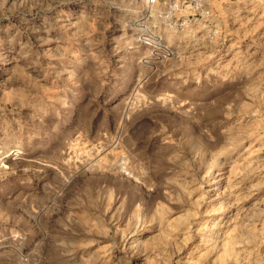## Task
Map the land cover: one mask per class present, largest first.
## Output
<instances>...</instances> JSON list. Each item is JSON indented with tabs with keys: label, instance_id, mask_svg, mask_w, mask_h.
I'll use <instances>...</instances> for the list:
<instances>
[{
	"label": "rangeland",
	"instance_id": "rangeland-1",
	"mask_svg": "<svg viewBox=\"0 0 264 264\" xmlns=\"http://www.w3.org/2000/svg\"><path fill=\"white\" fill-rule=\"evenodd\" d=\"M145 2L0 0V264H264V0Z\"/></svg>",
	"mask_w": 264,
	"mask_h": 264
},
{
	"label": "built area",
	"instance_id": "built-area-1",
	"mask_svg": "<svg viewBox=\"0 0 264 264\" xmlns=\"http://www.w3.org/2000/svg\"><path fill=\"white\" fill-rule=\"evenodd\" d=\"M188 1H191L192 3L193 0H167V2L165 3V8L163 12H166L167 13L166 17H169L170 14L168 13L172 14L174 11L179 10L186 3H188ZM159 2L160 0H146L145 9L148 11H151L153 8H155V6L159 4ZM195 10L198 11L197 13L205 15L206 17L209 18L208 22L206 23V26H208L209 33L211 35H215L216 33L219 32V28L217 26L218 23L213 20L214 18H216V15L213 14V11L211 8L206 7V6L204 7L202 6V4H200L199 6V3H198L196 4ZM188 21L189 20L185 19L183 20V22L180 23V25L187 24ZM173 25H176V26L178 25L177 20L173 23ZM137 34H138V40L141 43H148L149 45H154V46L160 45L161 46V44L164 43L165 41L163 32L156 30V29L148 28L147 26H144L143 28H137ZM164 47L167 53L171 52V48H169V46H164Z\"/></svg>",
	"mask_w": 264,
	"mask_h": 264
},
{
	"label": "bare ground",
	"instance_id": "bare-ground-1",
	"mask_svg": "<svg viewBox=\"0 0 264 264\" xmlns=\"http://www.w3.org/2000/svg\"><path fill=\"white\" fill-rule=\"evenodd\" d=\"M125 162V161H124Z\"/></svg>",
	"mask_w": 264,
	"mask_h": 264
}]
</instances>
